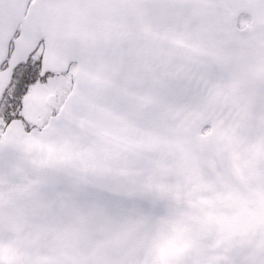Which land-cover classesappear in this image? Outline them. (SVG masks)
Wrapping results in <instances>:
<instances>
[{"label":"snow or ice","instance_id":"6c2138e0","mask_svg":"<svg viewBox=\"0 0 264 264\" xmlns=\"http://www.w3.org/2000/svg\"><path fill=\"white\" fill-rule=\"evenodd\" d=\"M0 264H264V0H0Z\"/></svg>","mask_w":264,"mask_h":264}]
</instances>
